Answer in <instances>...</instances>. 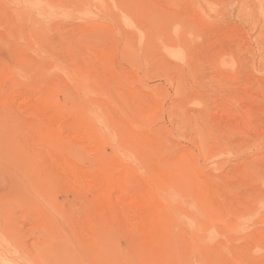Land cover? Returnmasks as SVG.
<instances>
[{
	"label": "rangeland",
	"instance_id": "rangeland-1",
	"mask_svg": "<svg viewBox=\"0 0 264 264\" xmlns=\"http://www.w3.org/2000/svg\"><path fill=\"white\" fill-rule=\"evenodd\" d=\"M0 264H264V0H0Z\"/></svg>",
	"mask_w": 264,
	"mask_h": 264
}]
</instances>
